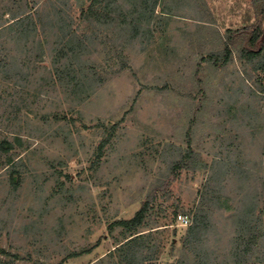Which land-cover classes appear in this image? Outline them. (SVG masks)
Segmentation results:
<instances>
[{"label": "rangeland", "instance_id": "374dc122", "mask_svg": "<svg viewBox=\"0 0 264 264\" xmlns=\"http://www.w3.org/2000/svg\"><path fill=\"white\" fill-rule=\"evenodd\" d=\"M42 1L0 0V24ZM163 5L173 14L157 16L148 45L137 42L126 49L125 68L113 49L115 34L104 43L95 40L85 60L107 70L105 81L88 95L54 77L55 35L40 32L27 39L8 27L0 31V142L11 146L0 149V264L95 263L125 236L121 227L111 232L110 224L133 217L168 177L169 160L176 158L173 145H186L190 112L184 91H175L171 81L196 73L200 53L216 49L227 30L254 21L255 7L253 0H162ZM247 70L264 85V72ZM253 80L236 52L224 68H202L195 81L207 87V114L193 129V144L209 165L240 160L264 177V93ZM112 126L111 142L97 160V147ZM10 158L16 185L6 170ZM209 176L210 167L184 169L157 191L140 228L151 231V244L156 243L149 264L176 263L187 226L175 213L193 220ZM221 180L229 202L211 204L209 245L218 254L208 264H232L225 261L235 231L232 205L243 188L232 173ZM83 248L91 251L66 258Z\"/></svg>", "mask_w": 264, "mask_h": 264}, {"label": "trees", "instance_id": "16d2710c", "mask_svg": "<svg viewBox=\"0 0 264 264\" xmlns=\"http://www.w3.org/2000/svg\"><path fill=\"white\" fill-rule=\"evenodd\" d=\"M253 4L254 21L247 22L240 28L227 30L216 49H212L213 46L205 48L199 58L195 59L196 73L194 71L191 76L185 74L184 80L174 78L171 81V87L175 91L182 88L184 94L181 97H184L190 108V112L187 111L189 131L185 136L186 145H173L176 158L169 160L168 177L154 186L133 217L118 219L110 224L111 232L121 227L125 236L117 242L114 249L92 264H149L153 261L156 258V243L151 244V231L143 232L140 228L145 223L157 191L165 190L166 186L178 177L181 170L195 171L208 167L211 176L201 191V203L194 209L192 223L187 226L181 238V246L177 250L180 255L174 264L213 263L218 251L209 245L212 230L211 204L229 202L227 196L221 194L225 184L222 180L220 182L219 178L227 177L231 173L238 177L241 181L240 188L243 189L235 205H232L231 218L235 231L230 239L225 261L246 264L264 260V177L255 176L253 170L240 160L219 159L213 160L210 165L207 164L194 147L192 135L195 134L193 129L198 123L203 122L207 114L204 105V100H207L204 96L207 87L203 83L196 85L195 81V76L201 74L202 68L206 66L224 68L233 61L236 52L252 80L253 75L247 67L251 66L254 70L264 72V0H253ZM159 5H162V0H43L37 7L12 13L8 24H0V31L8 27L27 39L40 32L46 37L47 33L55 35L54 77L60 81L66 79V84H69L72 92L88 95L105 81L103 71L107 70L104 66L90 64L85 60L95 40L104 43L115 34L113 49L120 59V67L125 68L128 65L124 54L126 49L137 42L148 45L154 37L155 28L151 25L157 20V16L173 14L171 8L164 5L157 12ZM102 31L106 32L105 38L100 35ZM216 31V34L220 35V32ZM237 39H240L239 47L236 46ZM36 41L38 45L42 44L40 39L37 38ZM0 63L2 64V61ZM253 81L257 85V90L264 93V85L257 80ZM107 129L109 130L107 137L96 150L97 160L102 158L106 145L111 142L116 126ZM10 148L6 141L0 142L1 150L9 151ZM13 160L9 159L6 170L10 169L11 183L16 185L18 178L14 175L16 163ZM246 183L249 185L247 188L244 187ZM175 217H178L177 212ZM177 248L176 242L173 241L172 251H176ZM90 251L91 248L73 250L66 258L77 257ZM64 261L61 260L58 264H64Z\"/></svg>", "mask_w": 264, "mask_h": 264}, {"label": "built area", "instance_id": "2783aa9c", "mask_svg": "<svg viewBox=\"0 0 264 264\" xmlns=\"http://www.w3.org/2000/svg\"><path fill=\"white\" fill-rule=\"evenodd\" d=\"M178 221L183 226H189L192 223L191 218L187 214H178Z\"/></svg>", "mask_w": 264, "mask_h": 264}]
</instances>
